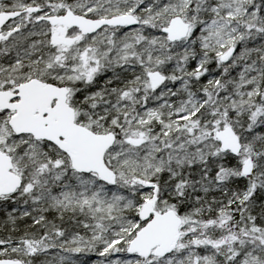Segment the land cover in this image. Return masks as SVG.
<instances>
[{
    "label": "snow or ice",
    "instance_id": "snow-or-ice-1",
    "mask_svg": "<svg viewBox=\"0 0 264 264\" xmlns=\"http://www.w3.org/2000/svg\"><path fill=\"white\" fill-rule=\"evenodd\" d=\"M0 264H264V0H0Z\"/></svg>",
    "mask_w": 264,
    "mask_h": 264
}]
</instances>
